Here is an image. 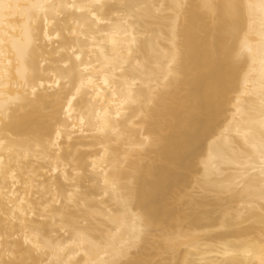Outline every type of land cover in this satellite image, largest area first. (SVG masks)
<instances>
[{
	"label": "bare ground",
	"instance_id": "1",
	"mask_svg": "<svg viewBox=\"0 0 264 264\" xmlns=\"http://www.w3.org/2000/svg\"><path fill=\"white\" fill-rule=\"evenodd\" d=\"M0 264H264V0H0Z\"/></svg>",
	"mask_w": 264,
	"mask_h": 264
},
{
	"label": "snow or ice",
	"instance_id": "2",
	"mask_svg": "<svg viewBox=\"0 0 264 264\" xmlns=\"http://www.w3.org/2000/svg\"><path fill=\"white\" fill-rule=\"evenodd\" d=\"M220 7L224 8V9H229L231 7L230 3L226 2L223 5H221Z\"/></svg>",
	"mask_w": 264,
	"mask_h": 264
}]
</instances>
